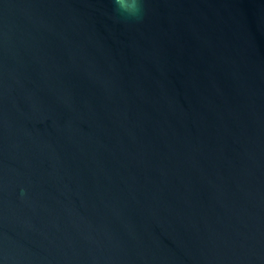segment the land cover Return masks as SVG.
Wrapping results in <instances>:
<instances>
[{
    "label": "water",
    "instance_id": "obj_1",
    "mask_svg": "<svg viewBox=\"0 0 264 264\" xmlns=\"http://www.w3.org/2000/svg\"><path fill=\"white\" fill-rule=\"evenodd\" d=\"M0 0V264H264V0Z\"/></svg>",
    "mask_w": 264,
    "mask_h": 264
},
{
    "label": "clouds",
    "instance_id": "obj_2",
    "mask_svg": "<svg viewBox=\"0 0 264 264\" xmlns=\"http://www.w3.org/2000/svg\"><path fill=\"white\" fill-rule=\"evenodd\" d=\"M113 11L125 22H138L143 18L145 0H111Z\"/></svg>",
    "mask_w": 264,
    "mask_h": 264
}]
</instances>
